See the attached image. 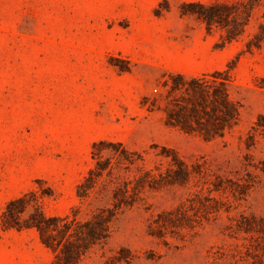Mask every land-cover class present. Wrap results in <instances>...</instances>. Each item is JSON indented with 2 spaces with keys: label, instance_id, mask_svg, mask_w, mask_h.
I'll return each mask as SVG.
<instances>
[{
  "label": "rangeland",
  "instance_id": "1",
  "mask_svg": "<svg viewBox=\"0 0 264 264\" xmlns=\"http://www.w3.org/2000/svg\"><path fill=\"white\" fill-rule=\"evenodd\" d=\"M191 4L251 8L250 23L228 42L182 16ZM262 24L264 0H0V264H54L36 230L5 231L2 213L36 192L47 216L86 217L77 191L101 141L156 175L177 157L190 178L147 190L80 264H264ZM217 71L241 106L234 129L206 141L171 125L165 83Z\"/></svg>",
  "mask_w": 264,
  "mask_h": 264
},
{
  "label": "trees",
  "instance_id": "2",
  "mask_svg": "<svg viewBox=\"0 0 264 264\" xmlns=\"http://www.w3.org/2000/svg\"><path fill=\"white\" fill-rule=\"evenodd\" d=\"M255 1L259 0H250L251 6ZM185 7L191 11L183 12L182 16L196 18L209 30L213 27L225 30L228 42L243 36L250 23L251 8H246L242 15L237 6ZM261 29L264 30V24ZM171 79V84L165 83L170 94L167 121L171 125L212 141L224 138L238 124L241 106L231 96L233 82L228 71L190 78L175 75ZM92 158L93 167L77 191L81 204L89 207L86 217L81 218L80 208L65 217H49L38 194L31 192L8 203L1 216L2 228L36 230L42 244L54 252V264H80L93 249L110 239L115 221L138 205L147 190L182 185L190 178L186 164L177 157L166 173L156 175L146 170L142 154L121 142L96 143ZM173 215L170 212L161 217Z\"/></svg>",
  "mask_w": 264,
  "mask_h": 264
}]
</instances>
